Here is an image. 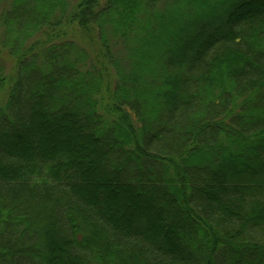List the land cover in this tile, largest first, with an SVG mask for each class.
I'll list each match as a JSON object with an SVG mask.
<instances>
[{
  "label": "trees",
  "instance_id": "obj_1",
  "mask_svg": "<svg viewBox=\"0 0 264 264\" xmlns=\"http://www.w3.org/2000/svg\"><path fill=\"white\" fill-rule=\"evenodd\" d=\"M0 27V264H264V0H0Z\"/></svg>",
  "mask_w": 264,
  "mask_h": 264
},
{
  "label": "rangeland",
  "instance_id": "obj_2",
  "mask_svg": "<svg viewBox=\"0 0 264 264\" xmlns=\"http://www.w3.org/2000/svg\"><path fill=\"white\" fill-rule=\"evenodd\" d=\"M1 32H2V28L0 27V33ZM14 64H15L14 60L11 57H9L4 50L1 49V40H0V65L2 66V68H4L6 70V73L11 74V72H14ZM126 196L127 195L124 194V197H126ZM117 197H118V200L121 199V201H119L118 203L116 202L115 208L119 209L120 211H123L125 207L130 206V203L128 202V200L127 201L124 200L123 197L120 196L119 194H118ZM136 204L139 205V208L137 207V210L132 207V209L129 208L127 210L128 215L122 216V214H120V213H119V215L121 216L122 219L124 218L125 222H130L129 220L127 221L126 219H133V220L135 219L131 223L132 227H137V226L140 225V223L142 224V220H145L143 218V215H145V216L148 217L147 219H149V220H145L146 222H143V223L145 224L146 230H147V228H148V230H150L149 228H151L152 224H150V223L148 224V222L152 223L153 218L150 215L151 213H147L146 212L147 211L145 209L146 203L137 202ZM140 215H142V217H140ZM175 215H178V214L177 213H173V219L176 218ZM37 219H40V218H37ZM137 220H139V225H138V223L136 225L133 224ZM142 227L144 228V226H142ZM151 233H152L151 235H155V236L159 235V237H160V234L162 233V231L161 230L159 231L158 229L157 230L154 229V231L153 232L151 231Z\"/></svg>",
  "mask_w": 264,
  "mask_h": 264
}]
</instances>
